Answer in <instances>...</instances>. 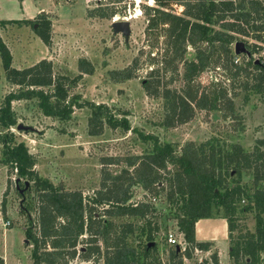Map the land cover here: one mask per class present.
Masks as SVG:
<instances>
[{"label": "trees", "instance_id": "trees-1", "mask_svg": "<svg viewBox=\"0 0 264 264\" xmlns=\"http://www.w3.org/2000/svg\"><path fill=\"white\" fill-rule=\"evenodd\" d=\"M154 1L156 7L144 8L148 17L145 32L153 35L162 30L169 46L163 54L162 67L149 72L143 88L147 96L163 100L162 127L175 128L189 123L198 110L219 111L225 119L231 117L234 113L233 98L237 94L233 88L226 87L224 80L233 81L242 75L245 79L239 88L260 94L264 102V59L248 62L247 68L252 67L257 71L250 83L247 68L234 64L231 48L235 41L233 34L246 37L252 32L256 40L264 43L262 0ZM171 1H182L181 15L166 11ZM113 13L108 14L107 9L97 8L89 11L88 15L107 18ZM38 18L0 21V26L30 25L40 40L50 47L51 23L43 15ZM186 45L195 48V60L183 61ZM253 47L259 49L258 46ZM0 59L7 83L17 87L16 91L6 94L0 103L1 163L16 170L19 189H15L19 194L26 181L33 184L37 193V232L32 226L25 229L26 240L33 246L30 253L32 264H66L69 259L75 258L78 239L85 233L88 234L86 246L79 254L83 261L93 257L96 260L102 258L103 264H155L152 256L156 253L154 235L157 227L151 229L149 218L154 207L151 201L129 203V188L133 185L152 194L153 200L164 193L167 204L175 209L176 224L187 246L184 251L172 249L168 264H183V258H191L195 250H208V243L195 242V224L221 212L227 222L231 244L229 257L233 264H264V138L258 139L251 151L244 150L240 144L223 145L212 138L200 144L187 142L177 153L176 144H161L154 135L139 134L142 142L152 143V152L126 158L125 162L132 170L123 169L119 175H111L105 169L106 165L115 164L117 160L103 158L100 187L92 196L84 197L80 191L61 190L37 174L36 158L23 142L15 141L11 131L17 126L12 103L36 100L37 108L44 117L59 122L70 120L76 109L88 108L91 110L88 119V133L91 136L100 135L104 125L128 131V113L123 112L121 118H115L107 105L82 101L79 95L71 92L81 79V74L70 78L66 74L55 73V67L49 60L43 59L22 69L12 67L10 51L1 40ZM153 60L150 58V64H153ZM179 61L184 65L183 86L176 91L167 86L174 77L168 83L161 82L159 78L160 73H177L176 63ZM209 68L223 69L227 78L212 82L208 87L200 86L195 81ZM136 70L137 59H134L129 67L113 73L116 75L114 80L134 79ZM79 71L91 74L93 69L87 61L79 60ZM245 172H249L253 178L252 194L241 185ZM20 195L23 197V194ZM242 201L246 203L240 207ZM1 209L5 214L4 201L1 202ZM237 213H254L255 231L233 240L231 235L236 230ZM120 217L143 221L145 243L142 246L130 244L128 237L133 233V224H116L112 221ZM210 259L212 264H218L216 254L211 255ZM0 264H4L1 257ZM200 264H208V261L203 260Z\"/></svg>", "mask_w": 264, "mask_h": 264}, {"label": "rangeland", "instance_id": "rangeland-1", "mask_svg": "<svg viewBox=\"0 0 264 264\" xmlns=\"http://www.w3.org/2000/svg\"><path fill=\"white\" fill-rule=\"evenodd\" d=\"M180 4L182 1H171L166 11L181 15L183 7ZM15 7L20 8L23 15L27 14L28 7H35L41 14H37L32 20L43 15L50 21L51 46L47 48L30 25L0 26V40L10 51L11 66L22 68L42 58L51 59L55 73L66 74L70 78L81 74V79L71 92L79 95L82 101L107 105L115 118H121L123 112L128 113V131L111 129L104 125L100 135L91 136L88 133L91 110L88 108L76 109L70 120L59 122L44 117L37 108L36 100L12 103L17 124L30 128L23 132L17 131L16 126L13 127L11 131L15 135V141L23 142L27 146L29 153L36 158L37 174L41 178H47L55 187L68 192L80 191L84 197L92 196L100 187L103 158L117 160L115 164L106 165L105 169L111 175H119L123 169L132 170L127 166L126 158L140 157L152 152V143L142 142L139 134L154 135L161 144H176L177 153L187 142L200 144L212 138L217 139L220 144L236 143L244 150L251 151L256 141L264 138L262 96L252 90L243 91L239 88V84L245 79L244 75L233 81H225L227 73L221 68L206 69L195 82L202 87H208L212 82L224 80L228 89L233 88L237 95L233 98L234 113L231 117L225 119L219 111L198 110L189 123L168 129L161 126L164 117L163 100L160 97L147 96L143 88L149 72L162 67L161 60L169 46L162 30L159 29L153 35L145 32L148 17L144 8L156 7L154 0H0V19L10 20ZM97 8L107 9L108 14L111 11L114 13L107 18L89 17L88 12ZM123 20L130 27L127 39L121 33H114L112 29L113 22ZM233 36L234 43L243 42L247 51L235 55L234 43L231 45L235 65L247 68L249 61L258 62L264 59V43L256 40L252 32L246 37L239 34ZM254 45L259 49L254 48ZM195 57V48L186 45L183 61H193ZM150 58H154L153 64H150ZM134 59H137V70L134 73L136 77L126 81L114 80L116 75L113 73L129 67ZM79 60H85L92 66L91 74L80 73ZM176 65L177 73H160L159 79L168 83L174 77L167 86L180 91L183 86L184 65L182 61ZM246 71L249 82L252 83L257 71L252 67ZM13 90L16 91L17 87L7 83L0 59V103ZM14 180L15 170L0 162V204L4 201L5 214L1 208L0 212L11 221L10 228L0 230V257L4 264H32L30 253L33 246L28 240L25 243V229L32 226L37 232V193L30 183L22 197L12 186ZM252 180L249 172H245L241 179V185L246 187L249 194L254 190ZM129 194V203L151 201L153 204L154 212L149 218L151 229L157 227V232L154 235L156 253L152 259L155 264H168L169 252L174 248L167 245L165 235L172 233L185 242L176 224L175 209L167 204L164 193H160L153 200L152 194L133 185L129 188ZM245 203L246 201H242L240 207ZM217 214L215 218L202 219L195 224L194 238L197 243L209 244V254L215 253L219 264H229L227 222L222 212ZM235 217L236 230L231 235L233 240L254 233V213H237ZM112 221L116 224H133V233L128 237L131 245L142 246L145 243L141 219L120 217L113 218ZM87 238V233L79 237L77 254L73 259H66V264L87 262L79 256L84 251ZM88 262L103 264L102 258L96 260L92 257ZM184 264H196V261H187Z\"/></svg>", "mask_w": 264, "mask_h": 264}, {"label": "crops", "instance_id": "crops-1", "mask_svg": "<svg viewBox=\"0 0 264 264\" xmlns=\"http://www.w3.org/2000/svg\"><path fill=\"white\" fill-rule=\"evenodd\" d=\"M33 2L34 1H36V0H32ZM16 9V10H15ZM37 14H41V13H39V11H37L36 10V8L35 7H28V11H27V14H22L21 13V9L20 8H18V7H15L14 8V12H13V14H12V18L9 20H5V19H0V21H11V20H18V21H21V20H32L34 17H36V15ZM26 17V18H25ZM0 18H2L1 16H0ZM20 18H22L21 20H20ZM48 48V47H47ZM43 59H45V58H42V59H40V60H43ZM40 60H38L37 62H39ZM46 60H49V61H53V60H51V59H46ZM37 62H35V63H37ZM35 63H33V64H31V65H29V66H25V67H22V68H26V67H30V66H32V65H34ZM53 63V62H52ZM53 65H54V63H53ZM13 67V66H12ZM15 68V67H14ZM22 68H16V69H22ZM0 147H1V145H0ZM1 159H2V156H1V150H0V162H1ZM2 164V163H1ZM3 165V164H2ZM2 190H0V192H1ZM0 208H1V204H0ZM212 218H215V217H212ZM198 222V221H197ZM227 235H228V231H227ZM231 244H230V240H229V238H228V250H227V257H228V263L229 264H233V262H232V260L230 259V257H229V251L231 250ZM208 250H209V248H208ZM208 250H195L193 253H192V256H191V258L190 259H186V258H183V264L185 263V262H190V261H196V264H200L203 260H206V261H208V264H212V262H211V259H210V256H211V254H209V251ZM208 254H209V256H208ZM215 254V253H214ZM218 264H219V261H218Z\"/></svg>", "mask_w": 264, "mask_h": 264}, {"label": "water", "instance_id": "water-1", "mask_svg": "<svg viewBox=\"0 0 264 264\" xmlns=\"http://www.w3.org/2000/svg\"><path fill=\"white\" fill-rule=\"evenodd\" d=\"M112 29H113L114 33H121L122 36L126 39L128 38V36L130 34L129 23L126 20L113 22L112 23ZM245 52H247V51L244 48V44L242 42H236L234 45V54L239 55V54H243ZM16 130L27 132L30 130V128L27 126H24L22 124H17ZM18 182H19V180H14V182H12V186L19 189V187L17 186ZM29 186H30V183L26 181L24 184L23 190L19 191L20 194H23L24 191H26L29 188ZM25 243H28V241L26 240ZM175 250L180 251L178 246L175 247Z\"/></svg>", "mask_w": 264, "mask_h": 264}, {"label": "built area", "instance_id": "built-area-1", "mask_svg": "<svg viewBox=\"0 0 264 264\" xmlns=\"http://www.w3.org/2000/svg\"><path fill=\"white\" fill-rule=\"evenodd\" d=\"M16 172V170H15ZM11 227V221L9 218H6L1 212H0V230H6ZM165 241L168 246L175 249L176 246L179 247L180 251H184L186 249L187 244L184 241H180L174 234L167 233L165 235ZM81 264H89V262H83Z\"/></svg>", "mask_w": 264, "mask_h": 264}]
</instances>
